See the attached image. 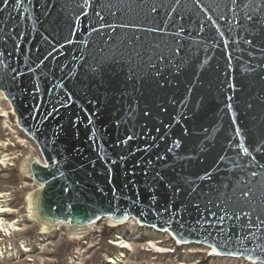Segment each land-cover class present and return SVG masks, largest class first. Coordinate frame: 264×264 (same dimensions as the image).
Instances as JSON below:
<instances>
[{"label": "water", "instance_id": "95a60500", "mask_svg": "<svg viewBox=\"0 0 264 264\" xmlns=\"http://www.w3.org/2000/svg\"><path fill=\"white\" fill-rule=\"evenodd\" d=\"M0 91L36 219L264 264V0H8Z\"/></svg>", "mask_w": 264, "mask_h": 264}, {"label": "rangeland", "instance_id": "374dc122", "mask_svg": "<svg viewBox=\"0 0 264 264\" xmlns=\"http://www.w3.org/2000/svg\"><path fill=\"white\" fill-rule=\"evenodd\" d=\"M1 97L0 142L9 144L0 146V156L15 158L0 163V205L7 210L0 213V264H109L107 260L112 257H118L119 264H253L243 258L212 256L200 245H177L168 233L140 226L136 221L134 225L125 222L112 226L103 219L82 238L70 237L64 226L41 232L28 212V195L36 185L20 171L27 154L31 151L38 155V151L17 126L7 100ZM113 240L132 248L120 250ZM151 241L161 243L153 247Z\"/></svg>", "mask_w": 264, "mask_h": 264}, {"label": "bare ground", "instance_id": "6f19581e", "mask_svg": "<svg viewBox=\"0 0 264 264\" xmlns=\"http://www.w3.org/2000/svg\"><path fill=\"white\" fill-rule=\"evenodd\" d=\"M0 94L6 100V98L3 96V93L1 91H0ZM7 102L9 104V101L8 100H7ZM11 112H12V109H11ZM15 120H16V118H15ZM8 144L9 143H7V142H0V146L1 147H4V146H6ZM23 145H25V144H23ZM35 146L37 148L38 155H35L33 152L30 151L27 154V156L24 158V160L21 162V165H20V171H21V173L23 174V176H25L28 179H31L30 178V176H31L30 173L27 172V169H28L29 164L31 163V160H36L38 162L43 163V158L41 156V153H40V151H39V149H38V147H37L36 144H35ZM13 158H15V156H13ZM13 158L12 157L11 158H5V155H1L0 156V163H5L7 160H10V159H13ZM38 187L39 186L37 185L36 186V189L33 190L28 195V212H29V216H30L29 218L39 227V229H40L41 232H49V231L51 232L53 230L58 229L60 226H64L66 228L68 234L70 235V237H72V238H82V237H85V236L89 235L93 231L94 227L96 226L95 223H92V224H90V225H88L86 227H82V228H68L67 226H65L63 224L51 225L49 223L42 222V221L36 219L34 207H35V204H36V198L38 197V193H37L38 192V189H39ZM1 196H2V194H0V197ZM6 211L7 210H5L4 207L0 205V213H5ZM133 220H134L133 218H129L127 221H124V222H115V221H111V220L107 219V221L110 224H112V226L113 225L122 224V223H125V222L134 225V224H136V222H135V220L134 221ZM137 224H139V223H137ZM2 226H3V219L0 217V229L2 228ZM140 226H142V225H140ZM117 239H119V238H117ZM112 243H113V245H115L116 247H118V249H120V250L132 248V246L129 245V244H127V243H126V245H124V243L121 242V240H118V241L117 240H113ZM159 243H161V241H151L150 242L151 246H153V247H155ZM208 249H209L210 254L212 256H216V257L218 256L217 252L214 249H211V250H210V248H208ZM118 259H119L118 257L109 258V260H107V263H109V264H119V263H116L118 261ZM255 264H257V263H255Z\"/></svg>", "mask_w": 264, "mask_h": 264}, {"label": "snow or ice", "instance_id": "6c2138e0", "mask_svg": "<svg viewBox=\"0 0 264 264\" xmlns=\"http://www.w3.org/2000/svg\"><path fill=\"white\" fill-rule=\"evenodd\" d=\"M17 2H19V0H17ZM0 3L7 4L8 0H0ZM153 11H155V9H153ZM129 139H131V137H129Z\"/></svg>", "mask_w": 264, "mask_h": 264}]
</instances>
